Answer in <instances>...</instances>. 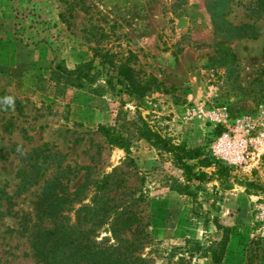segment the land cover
I'll return each instance as SVG.
<instances>
[{
  "label": "rangeland",
  "instance_id": "obj_1",
  "mask_svg": "<svg viewBox=\"0 0 264 264\" xmlns=\"http://www.w3.org/2000/svg\"><path fill=\"white\" fill-rule=\"evenodd\" d=\"M92 47L131 52L130 65L155 85L141 105L100 76L83 88H55L50 69L89 61ZM263 65L264 0H222L217 7L210 0H0V148L27 152L47 143L65 154L63 164L114 167L138 196L151 264L174 261L182 247L192 251L187 264H264L254 221L264 159L256 169L210 177L216 167L201 165L209 123L187 114L223 104L234 118L264 108ZM95 85L102 87L93 92ZM141 120L172 143L198 149L187 162L204 180L185 181L169 153L139 138ZM19 164L13 152L0 159V190L8 195ZM80 179L81 172L69 185ZM183 183L187 192H177ZM36 192L31 186L13 198L18 215L28 212L32 220ZM215 222L235 227L218 263L204 253L221 236ZM17 231L18 218L0 213V264H41Z\"/></svg>",
  "mask_w": 264,
  "mask_h": 264
},
{
  "label": "trees",
  "instance_id": "obj_2",
  "mask_svg": "<svg viewBox=\"0 0 264 264\" xmlns=\"http://www.w3.org/2000/svg\"><path fill=\"white\" fill-rule=\"evenodd\" d=\"M222 0H210L217 7ZM99 36H104L99 33ZM92 58L67 69L55 64L49 71V78L56 89L64 85L83 88L101 77L103 85L109 89L117 88L124 95L141 105L144 97L155 85L151 78L144 79L133 69L129 61L130 51L125 53L105 48H91ZM233 56V55H232ZM97 64L93 65V60ZM264 71V65L262 67ZM102 86L95 85L97 92ZM137 105V106H138ZM213 131L212 133L214 134ZM137 136L151 142L156 148L171 155L172 160L182 170L184 180L202 181L203 171H194L187 162L199 156L198 149L186 147L182 143H172L154 131L144 120L137 128ZM118 145L125 146V138H114ZM19 155L16 171L18 183L15 191L8 195L0 190V213L18 218V233L24 234L29 242V256L41 264H151L144 248L150 244L147 224L141 216L138 196L134 197L124 179L116 174L113 167L108 172H100L95 164L70 166L63 164L62 154L55 145L42 143L30 151L0 148V159L9 153ZM201 165H214L210 177L222 180L230 170L227 166L214 162L207 154ZM81 172V179L70 186L71 181ZM207 177V178H210ZM31 186L37 192L31 202L32 220L28 212L20 215L13 209V198ZM186 183L176 184L174 189L186 193ZM221 231L218 240L204 250L214 263L220 262L225 252L233 226L215 222ZM174 261L167 264H187L192 251L182 247ZM187 252V254H185Z\"/></svg>",
  "mask_w": 264,
  "mask_h": 264
},
{
  "label": "built area",
  "instance_id": "obj_3",
  "mask_svg": "<svg viewBox=\"0 0 264 264\" xmlns=\"http://www.w3.org/2000/svg\"><path fill=\"white\" fill-rule=\"evenodd\" d=\"M187 114L209 123L212 133L208 156L233 170L258 168L264 159V108L259 105L252 115L231 118L225 105L192 107ZM256 234L264 237V196L255 205Z\"/></svg>",
  "mask_w": 264,
  "mask_h": 264
}]
</instances>
